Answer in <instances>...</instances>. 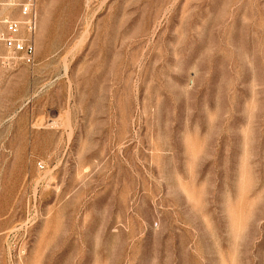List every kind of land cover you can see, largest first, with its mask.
<instances>
[{"label":"rangeland","instance_id":"374dc122","mask_svg":"<svg viewBox=\"0 0 264 264\" xmlns=\"http://www.w3.org/2000/svg\"><path fill=\"white\" fill-rule=\"evenodd\" d=\"M0 67V264H264V0H38Z\"/></svg>","mask_w":264,"mask_h":264},{"label":"built area","instance_id":"2783aa9c","mask_svg":"<svg viewBox=\"0 0 264 264\" xmlns=\"http://www.w3.org/2000/svg\"><path fill=\"white\" fill-rule=\"evenodd\" d=\"M38 0H0V67L34 65Z\"/></svg>","mask_w":264,"mask_h":264}]
</instances>
